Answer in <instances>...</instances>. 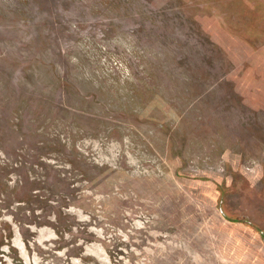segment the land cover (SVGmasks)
Segmentation results:
<instances>
[{"label":"rangeland","instance_id":"obj_1","mask_svg":"<svg viewBox=\"0 0 264 264\" xmlns=\"http://www.w3.org/2000/svg\"><path fill=\"white\" fill-rule=\"evenodd\" d=\"M0 264H264V0H0Z\"/></svg>","mask_w":264,"mask_h":264}]
</instances>
